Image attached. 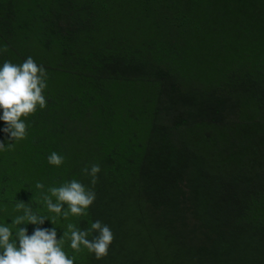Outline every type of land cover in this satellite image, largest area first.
Listing matches in <instances>:
<instances>
[{"label":"trees","instance_id":"trees-1","mask_svg":"<svg viewBox=\"0 0 264 264\" xmlns=\"http://www.w3.org/2000/svg\"><path fill=\"white\" fill-rule=\"evenodd\" d=\"M28 57L46 107L0 151L12 241L22 201L58 240L110 227L100 260L64 237L74 264H264V0H0V67ZM72 180L96 199L64 219L43 197Z\"/></svg>","mask_w":264,"mask_h":264},{"label":"clouds","instance_id":"clouds-1","mask_svg":"<svg viewBox=\"0 0 264 264\" xmlns=\"http://www.w3.org/2000/svg\"><path fill=\"white\" fill-rule=\"evenodd\" d=\"M46 79V70L43 66H38L32 57H28L20 65L5 61L0 67V109L3 110L0 119L6 123L3 131L8 134L9 139L7 146L0 142V151L14 147L16 142L26 138L27 125L22 117L34 114L37 106L40 109L46 107V99L42 94L47 87ZM63 160L64 157L56 152L48 157L49 164L55 166H60ZM82 171L91 177V184L94 187L98 180L97 174L101 171L100 166L93 164L90 169L85 167ZM36 188L43 189L44 185L37 182ZM48 191L51 195L43 197L48 210L57 216L62 215L64 219L70 214L85 215L96 199V194L91 188H86L76 180L60 187H51ZM52 197L56 198L55 203ZM25 205L26 203L22 201L16 204V210L22 209L23 215L13 219L12 224L19 226L15 232V241L11 239L14 235L12 230L7 226H0V264H74V259L69 258L62 250L64 237L69 233L70 247L74 251L80 252L83 245L89 252L94 253L97 260L108 255L109 246L114 240L108 225L97 220L91 224L90 229L79 230L73 224H69L68 231L58 240L55 227L51 229L39 227L49 218L35 214ZM50 220L55 225L54 220ZM26 224L37 225L31 235L28 234L26 227H20ZM92 232L96 235L90 240L87 237Z\"/></svg>","mask_w":264,"mask_h":264}]
</instances>
